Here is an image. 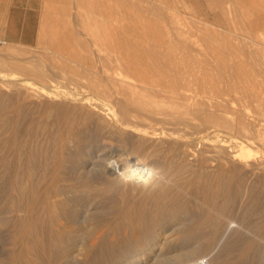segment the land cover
Listing matches in <instances>:
<instances>
[{
    "label": "bare ground",
    "instance_id": "6f19581e",
    "mask_svg": "<svg viewBox=\"0 0 264 264\" xmlns=\"http://www.w3.org/2000/svg\"><path fill=\"white\" fill-rule=\"evenodd\" d=\"M100 1L82 19L104 18L91 24L103 31L102 55L82 47L91 58L44 69L0 51L9 68L0 71V226L9 234L0 264H264V140L242 148L221 135L251 139V123L217 100L224 91L255 100L248 87L264 85L263 36L246 37V53L221 38L192 43L177 27L141 26ZM237 12L249 28L262 23ZM190 87L211 94L195 99ZM257 110L264 115V99ZM193 120L207 132L199 141L179 131ZM104 150L125 165L150 164L158 179L147 188L122 184L98 156Z\"/></svg>",
    "mask_w": 264,
    "mask_h": 264
},
{
    "label": "rangeland",
    "instance_id": "374dc122",
    "mask_svg": "<svg viewBox=\"0 0 264 264\" xmlns=\"http://www.w3.org/2000/svg\"><path fill=\"white\" fill-rule=\"evenodd\" d=\"M105 2L107 4H109V11L118 10V11L125 13L126 16L128 17V19L130 17L132 20L133 19L134 20L139 19L140 22L138 24L141 26H145L148 24H151V25L156 24L159 26H165L166 25L168 27H171V26L177 27L182 31L183 38L185 40L192 42V43H198V44L202 43V45H204V43H207V44L208 43H216L215 39L217 40V39L221 38L220 40H217V43H221L223 40L225 41V39H226V41H228L232 44H241V45H243L241 48L243 49V51L245 53L249 50V46H248L249 41H247L248 38L246 39V37H248L250 35H252V36H256V35L257 36H263L261 41L260 40H256V41H257V43L264 44V0H103L102 4H105ZM45 3H44V7H42L40 10V13H39L40 15L37 18V23L35 25H33V27L36 28V30L25 33V35L23 36V38L20 42L7 41V40L2 38V32H0V41L3 40L6 43L5 45L0 43V51L4 50V48L9 47L12 50L14 49V51H16V53H17L15 56L12 55V56H7L5 58L0 56V59L1 58H4V59L8 58L6 60L19 62L20 64H21V62L24 64L26 61L27 62L29 61L31 64H34V63L40 64L41 67H44V69H54L56 67L58 68V66L60 67L61 65H63V63H67L68 60H69L68 62H70V61H79L82 59L91 58L92 55H89L90 54L89 52H92L93 49H94V51H97L100 49L101 55L105 52L106 49L104 47H102L101 40L98 41V39H100L99 37L101 35H104L103 31H101V30L98 31L97 29L93 30L94 26H97V27L103 26L104 21H102V20L104 18L99 15L101 17V20H99L100 17L97 16L96 19H94V21H95L94 23L93 22L88 23L91 20L88 21L84 17L82 19V16L85 14V12H88L92 9H98L96 7L99 4H101L100 0L96 4L93 3L92 5L89 4V0H54L53 2H51V4L46 5ZM153 5L156 6V8H152ZM222 9H224V11ZM98 11H100V10H98ZM226 11H227V13H225ZM234 11L235 12L238 11L237 13H243V14H246L248 12H254V13L259 15V18L262 20V23L256 25L255 27L249 28V25L246 24V21H247L246 16L245 15L241 16L239 20H236L237 18L233 14ZM48 12H51V13H48ZM57 13H59V14H57ZM161 13H163V14L161 15ZM222 13H224V14H222ZM219 14H220V16H222V15L223 16L220 18ZM57 15H59V16L57 17ZM74 15H76V17ZM224 16H226V19H229V21L225 22L222 19V18H224ZM232 16H234V17L232 18ZM81 19L83 20V22L81 21ZM111 19H113V17H111L110 20ZM160 19H162V21L158 22ZM75 22H76V24H75ZM58 23H60V24L62 23V24L60 25ZM99 23H100V25H99ZM91 24H94V26H91ZM59 26H61V27L63 26L62 29H64V31ZM58 27H59L61 33L59 31H57ZM197 27H198V30L196 29ZM44 28H47V29L50 28L51 31L44 29ZM90 28H92L91 29L92 32L90 31ZM208 29H209V32H208ZM40 31H41V33L43 31L42 34H44L43 36L46 38V40L49 38V36H51L53 31H54V33H53L54 37L52 34L51 40L48 39V42H49L48 43V42H46V40H44L45 39L44 37H41L42 34H40ZM48 31H49V33L51 32V34H48ZM89 31L91 32L92 35L90 34ZM191 31H192V33H191ZM194 31L197 33V35L195 34ZM198 31H200V32H198ZM202 31H207V32L204 33ZM98 32H99V34H98ZM55 33H57V34H55ZM200 33H202V35ZM225 33H227V34H225ZM62 34L64 36L66 35L65 39H62L63 37L59 36ZM95 34H96V36H95ZM203 34H205V36ZM18 35L20 36V33H18ZM74 35H77L79 40L73 39ZM83 35H84V37H88V38H84ZM207 35H208V38H207ZM56 36H57V38H56ZM200 36H202V38ZM223 36H225L226 38ZM52 37H53V41L55 38L54 42L52 41ZM203 37H204V41H203ZM232 37H233V39H232ZM239 37H241V38H239ZM188 38H190V39H188ZM68 39H70V40H68ZM84 39H85V41H83ZM66 40H68L69 42ZM91 40H93L91 42L92 44H90ZM61 41H64V42H61ZM78 41L81 44L80 45L81 47L75 45V44H77ZM199 41H203V42L200 43ZM246 41L248 44L246 43ZM237 42H239V43H237ZM48 45H50V46H48ZM92 45H94V46H92ZM61 46H63V47H61ZM82 47L84 50L87 51V53H89L88 54L89 56L85 53L86 51H84L82 49ZM86 47H87V49H85ZM246 48L248 50H246ZM260 49H261V47H260ZM82 50L84 52H82ZM48 52L51 54L48 55L47 54ZM52 53H53V55H52ZM56 55H58V56H56ZM78 55H79V57H78ZM75 57L78 59H76ZM94 57L96 59L98 58L97 56H94ZM212 57H213V59H212ZM72 58H74V59H72ZM216 58H218V57L217 56L215 57V55H212L209 57V64L213 67L216 66V64H214L215 62L213 61V60L216 61ZM40 59L44 60V61H41ZM52 59L54 61H57V62H54ZM50 61H51V63H50ZM43 62H46L47 64L46 63L44 64ZM52 63H53V65L50 66V64H52ZM54 64H57V66L55 65V67H54ZM69 64H71V62ZM71 65H76V64L74 63ZM7 68L8 67H3L0 65V71H2V72H9V68L8 69ZM15 71L17 72L18 69H16ZM69 73L70 72L67 70V71H65V73H63V75L64 76L65 75L66 76L72 75V73L71 74H69ZM62 82H64V81H62ZM66 83L68 86L73 87L70 82L66 81ZM256 85H257L258 89H257V87L255 88ZM256 85L255 86L251 85L252 87L249 85V87H248L249 91H252V94L254 95V98L256 101L253 98H249L250 99L249 101H248V99L244 100V98H242L241 92H239V91H235V92H237V93L239 92L238 94L240 96L237 93H235L234 91H231V92L230 91H227V92L224 91V92H222L223 95L221 93V95L220 96L218 95V97H217V100L220 99L219 101L222 100L221 102L226 103V106H227L226 111H227V109L228 110L231 109L230 110L231 112H234L237 110L245 111L246 120L249 121V123H251V127H249V132H248V134H250V136L252 135L251 139L245 138L244 135H242L241 133L234 132V131L228 133L227 131L222 130L219 132L221 135H223L225 137L240 139L243 143L242 148H244L246 146H251L253 144V142H255V141L259 142L258 139L264 140V134H263L264 133V127H263L264 126V115H262L261 116L262 118H261L260 115L258 114V110H257L260 106V101L264 99V85H262L261 82L257 83ZM262 87H263V90H261ZM187 89L189 90V92L187 90V92H188L187 94H190L195 99L202 97V96L204 97L206 95L208 96V94L209 95L211 94V92H208V91L206 94V90L202 89L204 92L203 93L201 89L198 90V88H196V87H190ZM192 89L195 91H192ZM254 89H256V90H254ZM257 90L263 91V92L260 93L259 91L257 92ZM197 91H198V93H197ZM194 93H195V95H194ZM224 93H225V95H224ZM256 94H258L260 96V99L261 98L262 99L261 100L258 99L259 96ZM228 95H230V96H228ZM226 98L228 100H230V102ZM244 106H246L248 109H245L246 107H244ZM261 120H262V122H261ZM191 123L192 124L189 123L187 126H186V124H185V126H184V124H182L181 126H179V131L186 138H194L197 141H199L200 140L199 138L205 136L207 132L202 131L201 129H197L193 126V124L197 125L199 123L198 120H193ZM189 126H190V128H189ZM187 128L189 129V131H186V130H188ZM219 130H221V129H219ZM198 133H199V135H198ZM193 135H195V136H193ZM242 139H244V140H242ZM258 149H257V151H260V152H258L257 156L264 157V152H263L264 147L263 146L258 147ZM259 153H261V154H259ZM260 205H261V201L259 200V201H257V206H260ZM0 228H1V226H0ZM8 238H9V234L8 233L6 234L5 231L3 230V228H1L0 229V254H1L0 256L6 257L5 252H8V251H7V248H5V247H7L5 245H7Z\"/></svg>",
    "mask_w": 264,
    "mask_h": 264
},
{
    "label": "crops",
    "instance_id": "0c3cea01",
    "mask_svg": "<svg viewBox=\"0 0 264 264\" xmlns=\"http://www.w3.org/2000/svg\"><path fill=\"white\" fill-rule=\"evenodd\" d=\"M53 1L0 0V32H2V38L7 41L20 42L25 33L36 30L33 25L37 23L44 3L51 4Z\"/></svg>",
    "mask_w": 264,
    "mask_h": 264
},
{
    "label": "clouds",
    "instance_id": "9594fccd",
    "mask_svg": "<svg viewBox=\"0 0 264 264\" xmlns=\"http://www.w3.org/2000/svg\"><path fill=\"white\" fill-rule=\"evenodd\" d=\"M106 152L104 150L98 156L105 161V168L111 169L122 184L147 188L159 177V170L146 162H138L132 158L125 165L120 162L119 156L108 157L105 155Z\"/></svg>",
    "mask_w": 264,
    "mask_h": 264
}]
</instances>
